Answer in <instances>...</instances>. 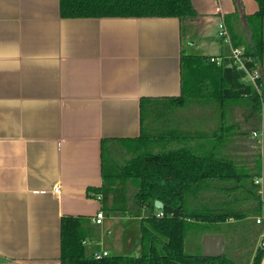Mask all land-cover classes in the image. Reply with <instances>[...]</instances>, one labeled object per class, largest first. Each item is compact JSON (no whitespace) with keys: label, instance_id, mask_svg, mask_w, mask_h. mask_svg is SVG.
<instances>
[{"label":"crops","instance_id":"obj_1","mask_svg":"<svg viewBox=\"0 0 264 264\" xmlns=\"http://www.w3.org/2000/svg\"><path fill=\"white\" fill-rule=\"evenodd\" d=\"M191 1L198 15L186 20L64 18L60 0H0V264H61L64 216L89 217L98 237L87 241L88 249L111 255L98 227L124 214L106 211L100 195L87 194L103 185L102 147L120 142L129 151L145 134L157 136L163 151L196 147L202 118L217 141L202 145L207 150L228 156L246 136L254 117L245 103L175 99L183 94L182 56L224 54L220 24L247 38L245 15L259 6L241 0L234 15V0ZM261 68L264 88V56ZM250 132L258 137L264 128ZM138 220L130 236L135 254ZM209 234L225 242L223 233Z\"/></svg>","mask_w":264,"mask_h":264},{"label":"trees","instance_id":"obj_2","mask_svg":"<svg viewBox=\"0 0 264 264\" xmlns=\"http://www.w3.org/2000/svg\"><path fill=\"white\" fill-rule=\"evenodd\" d=\"M255 1L258 11L245 15L247 38L240 36L232 26L228 27L233 46L243 48L246 56L253 59L249 67L261 66L264 56V0ZM234 3V15H240L242 1L234 0ZM60 11L64 18L175 17L188 20L198 15L191 0H60ZM229 53L228 50L220 55L219 64L210 57L182 56L183 94L175 100L183 104L186 100L213 97L220 107L242 102L250 107L253 117L261 114L263 76L259 80V93L253 85L242 81L244 71L236 66L228 67ZM156 137L141 135L137 146L129 148L135 156L122 166L107 168L104 156L107 146L102 147L103 185L87 193L89 197L100 195L103 209L108 212L141 218L138 253L95 257L94 254L100 252L98 247L89 250L86 245L87 241L98 237L96 226L90 225L91 219L64 216L61 219V264H235L225 254L210 258L203 253H187L186 239L198 226H218L220 222L244 220L250 214L261 213L264 198L260 184L256 183L262 176L260 160L255 167L257 170H247L234 158L200 145L160 150ZM154 141L157 145L150 148ZM129 190L136 191L131 201ZM156 201L163 203L162 209H156ZM160 212L163 216H158ZM263 256L264 248L257 249L253 264H261Z\"/></svg>","mask_w":264,"mask_h":264},{"label":"rangeland","instance_id":"obj_3","mask_svg":"<svg viewBox=\"0 0 264 264\" xmlns=\"http://www.w3.org/2000/svg\"><path fill=\"white\" fill-rule=\"evenodd\" d=\"M197 105L201 107L202 103ZM190 111L191 108L184 109L183 113L188 115ZM199 111L205 112L206 110L201 107V110ZM196 123L198 133L203 134L200 138L201 140L199 141L200 147L202 145L206 146V143L209 140L212 142L213 146H217V141L210 134L212 133L210 131L213 129L206 127V120L203 118L197 119ZM253 128L260 131L264 128V107L262 109V113L254 117L253 125H251L250 129L246 130V136L242 137L243 140L241 139V141H238L235 145H233L235 149H228L227 153L228 156L234 158L239 165L244 164L252 169H254L252 166L255 162L259 166L258 161L260 160V167H262V176L259 179L260 192L263 193L262 196L264 198V135L259 134L260 136L256 137L257 134L254 133L253 137V134L250 132ZM156 145L157 144L154 141L150 148H153ZM104 156L106 167L108 168L111 166L125 165L128 159L135 156V153L127 151L125 144L119 142L113 143L110 148L106 147ZM135 192L136 191L134 190L130 191L129 196L133 198ZM257 217L264 218V209H262L259 214H250V216L244 220L230 219L226 222H220L218 226L215 224L198 226L199 228H196L197 230L194 228L189 233L186 239L185 251L190 254L203 253L204 236L209 233L221 232L225 235V255L233 260L235 264H252L253 248L255 244H258L259 242V236L261 233L260 229H262L263 226L256 223ZM105 219L104 224L98 227V229H100L99 231L103 233L106 247H108L111 255H135L136 250L130 249V236H132L133 240L134 228L140 225V220H138V218H127L121 214L107 216ZM109 231L111 233H109Z\"/></svg>","mask_w":264,"mask_h":264},{"label":"built area","instance_id":"obj_4","mask_svg":"<svg viewBox=\"0 0 264 264\" xmlns=\"http://www.w3.org/2000/svg\"><path fill=\"white\" fill-rule=\"evenodd\" d=\"M218 36L220 39L224 42L226 46L229 48V55L227 56V59L229 60L228 67L231 68L233 66H236L239 70H242L245 72V76L242 78V81L246 84H251L254 86V88L261 93V87L259 84V80L263 76L262 68L260 65H252L251 67L248 66V64L253 63V59L249 56H246L243 48H236L233 46L231 36L227 30L225 22H222L219 26V32ZM212 62L221 63L222 58L220 56L218 57H210ZM256 135V134H255ZM256 183L260 184V181L257 180ZM59 192V188L57 187L55 189V193ZM260 194H263L260 192ZM158 216H163V213H159ZM105 215L103 211L98 212L96 215L94 222L96 224H101ZM256 223L258 225H263L261 229V233L259 236V242L257 249L264 248V218L257 217ZM86 243V242H85ZM87 244V243H86ZM109 255L106 251H100L96 252L94 254L95 257H101V256H107Z\"/></svg>","mask_w":264,"mask_h":264},{"label":"water","instance_id":"obj_5","mask_svg":"<svg viewBox=\"0 0 264 264\" xmlns=\"http://www.w3.org/2000/svg\"><path fill=\"white\" fill-rule=\"evenodd\" d=\"M156 209H162L163 203L155 202ZM225 253V242L222 235L209 234L203 238V255L210 258H217L223 256ZM264 264V256L261 261Z\"/></svg>","mask_w":264,"mask_h":264}]
</instances>
